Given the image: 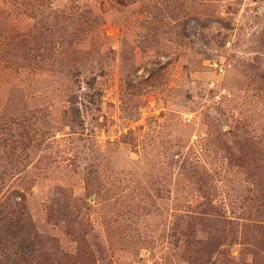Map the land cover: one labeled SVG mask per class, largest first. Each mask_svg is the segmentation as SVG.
Instances as JSON below:
<instances>
[{"label":"rangeland","instance_id":"rangeland-1","mask_svg":"<svg viewBox=\"0 0 264 264\" xmlns=\"http://www.w3.org/2000/svg\"><path fill=\"white\" fill-rule=\"evenodd\" d=\"M0 264H264V0H0Z\"/></svg>","mask_w":264,"mask_h":264},{"label":"trees","instance_id":"trees-1","mask_svg":"<svg viewBox=\"0 0 264 264\" xmlns=\"http://www.w3.org/2000/svg\"><path fill=\"white\" fill-rule=\"evenodd\" d=\"M78 113L80 111H77ZM19 221L17 223H15V225H11L5 229H7L5 232H1V234H6L8 233L10 236H13L10 230H13L14 228H17L18 232L20 233V240L22 241V244H25V247L30 250L31 252L34 250L35 246H36V242L32 240V235L29 234L28 228L25 225H22L21 223L18 224ZM16 238V237H15ZM17 239V238H16Z\"/></svg>","mask_w":264,"mask_h":264}]
</instances>
